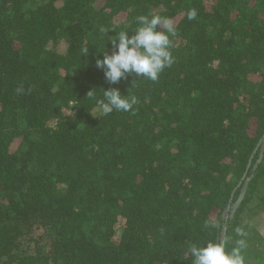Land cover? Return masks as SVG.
Instances as JSON below:
<instances>
[{
  "label": "trees",
  "instance_id": "obj_1",
  "mask_svg": "<svg viewBox=\"0 0 264 264\" xmlns=\"http://www.w3.org/2000/svg\"><path fill=\"white\" fill-rule=\"evenodd\" d=\"M150 13L175 62L109 84L98 50ZM102 88L137 103L104 114ZM263 136L264 0H0V264H190L237 228L256 249Z\"/></svg>",
  "mask_w": 264,
  "mask_h": 264
},
{
  "label": "clouds",
  "instance_id": "obj_2",
  "mask_svg": "<svg viewBox=\"0 0 264 264\" xmlns=\"http://www.w3.org/2000/svg\"><path fill=\"white\" fill-rule=\"evenodd\" d=\"M196 11L188 13V19L196 18ZM137 27L131 31H117L110 39L114 51L111 54L103 50V58L96 59V67L104 70L105 79L109 84H117L127 74L142 77L150 81H157L160 74L175 62L171 51L173 43L170 37L176 35L174 22L170 18L148 14L135 17ZM162 27L163 30H158ZM114 30V29H113ZM100 31L107 35L108 29L101 27ZM89 48H83L82 54L87 55ZM135 82V81H134ZM101 98L96 99L97 108L104 114L114 110L129 112L137 103L134 96L122 95L118 88H102ZM19 91V89H18ZM87 97H94V89L90 90ZM213 229L220 227L218 222H205V227ZM237 236L241 237L228 247V242L220 243L218 240H209L204 245L193 244L190 249L192 257L190 264H245L243 249L246 248L247 236L243 228L236 229Z\"/></svg>",
  "mask_w": 264,
  "mask_h": 264
},
{
  "label": "rangeland",
  "instance_id": "obj_3",
  "mask_svg": "<svg viewBox=\"0 0 264 264\" xmlns=\"http://www.w3.org/2000/svg\"><path fill=\"white\" fill-rule=\"evenodd\" d=\"M71 112V111H69ZM255 223V227L259 230L260 234L264 237V215H258L253 219ZM245 240H248L245 238ZM246 243L249 245L250 242ZM251 247V246H250ZM243 255L245 257V264H249V261H254L256 259V263L264 264V241L259 244V247L256 249L245 248L243 250Z\"/></svg>",
  "mask_w": 264,
  "mask_h": 264
},
{
  "label": "water",
  "instance_id": "obj_4",
  "mask_svg": "<svg viewBox=\"0 0 264 264\" xmlns=\"http://www.w3.org/2000/svg\"><path fill=\"white\" fill-rule=\"evenodd\" d=\"M260 146H262V154H261V156H262V155H263V150H264V136H263V138L261 139V141L259 142L258 146L256 147L254 153L258 150V148H259ZM261 156H260V158H261ZM251 161H252V159H250L249 164H248V167L250 166ZM259 161H260V159L258 160V162H259ZM248 181H249V179H248ZM246 182H247V181H246ZM245 191H246V186L243 188V191H242V193H241V195H240V198L237 200V202H236L233 206H229L228 209L226 210V214H227V215L229 214L230 209H231V211H232L231 213H232V214L234 213V211L236 210V208L239 206V204H240L242 198L244 197V195H245ZM230 207H231V208H230ZM225 232H226V230H224V232H223V235H222V238H221V243H225Z\"/></svg>",
  "mask_w": 264,
  "mask_h": 264
}]
</instances>
